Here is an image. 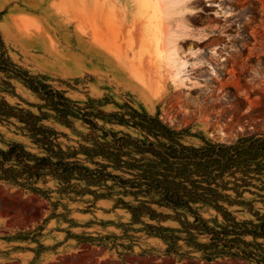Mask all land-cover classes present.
<instances>
[{
	"label": "rangeland",
	"instance_id": "obj_1",
	"mask_svg": "<svg viewBox=\"0 0 264 264\" xmlns=\"http://www.w3.org/2000/svg\"><path fill=\"white\" fill-rule=\"evenodd\" d=\"M137 1L0 0V99L44 128L37 141L19 118L0 120V149L20 142L48 158L26 157L25 165L0 157V264H255L164 254L163 241L140 230L124 207L136 197L93 172L125 179L139 172L150 155L135 146L124 149L120 167L102 154L119 153L121 136L155 141L137 123L144 115L181 131L187 145L264 139V0H186L181 13L163 1L159 19L177 36L180 70L145 48L146 20L158 7ZM259 160L260 180L241 198L247 204L226 205L239 220L264 212L257 194L264 154ZM73 164L88 171L65 173ZM199 211L223 221L213 208Z\"/></svg>",
	"mask_w": 264,
	"mask_h": 264
},
{
	"label": "trees",
	"instance_id": "obj_2",
	"mask_svg": "<svg viewBox=\"0 0 264 264\" xmlns=\"http://www.w3.org/2000/svg\"><path fill=\"white\" fill-rule=\"evenodd\" d=\"M23 79L28 82V78ZM29 79L34 80L32 77ZM31 87L38 91L37 86ZM10 117L19 118L29 130L35 132V139L41 140L36 134L44 128L37 125V117L31 113L23 114L21 109L0 99V120ZM137 123L146 128L155 137V141L121 136L115 139L119 153L110 151L102 155L113 166L120 167L127 163L123 158L124 149L135 146L141 153L150 155L143 158L145 162H142L139 172L132 173L128 179L93 172L99 174L102 181L111 180L136 197L135 204H124L133 223H140V230L161 239L165 246L162 251L166 255L180 259L199 257L206 261L242 258L255 264H264V244L257 242V239L264 238V212L255 210V219L239 220L226 207L247 204L241 198L245 191H251L250 186L254 185L252 180H260V176L255 175L261 174L259 158L264 154V139L243 138L237 143L225 144L203 138L200 146H193L181 142V131L156 116L144 115V119ZM0 157L2 162L16 159L25 165H29L26 157L48 161L46 157H35L20 142L10 144L6 150L0 149ZM61 163L57 161L52 165L59 166ZM64 165L68 166V163L64 162ZM74 170L88 171L85 166L73 164L64 172ZM262 184L259 191H264V182ZM257 194L264 202V193ZM153 205L168 208L171 212L159 211ZM203 206L213 208L223 221L215 222L204 217L199 211ZM167 219L178 222L179 226L172 228L159 224ZM148 220L157 221L158 224ZM246 236L253 240H246ZM195 252L199 256L194 255Z\"/></svg>",
	"mask_w": 264,
	"mask_h": 264
},
{
	"label": "bare ground",
	"instance_id": "obj_3",
	"mask_svg": "<svg viewBox=\"0 0 264 264\" xmlns=\"http://www.w3.org/2000/svg\"><path fill=\"white\" fill-rule=\"evenodd\" d=\"M149 1L154 3L158 7L157 8L158 12H157V15L153 17H149L146 20L147 32H146L145 48L149 50V52L150 50H152V53L156 52L160 56L159 60L160 61L162 60L169 67L170 70H174V69L180 70L181 67H183L184 62H181L180 64L178 62L179 59L177 57L178 52H177V47H176V40H177L176 37L177 36H175L174 34H171V35L167 34V32L164 31V29L162 28V22L159 19V17L164 16V12L162 10L163 8L166 7L167 9L171 11L178 10L177 8L180 7L182 3L185 2L186 0H149ZM163 1L166 4L165 7L163 6ZM137 2H139V0ZM143 5H144V2H143ZM178 11H175V12H178ZM153 13L151 12L149 14H153Z\"/></svg>",
	"mask_w": 264,
	"mask_h": 264
}]
</instances>
